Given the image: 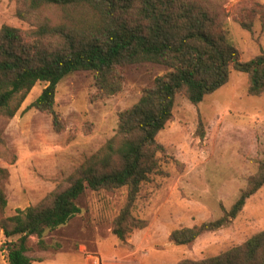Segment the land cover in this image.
<instances>
[{"label": "rangeland", "instance_id": "obj_1", "mask_svg": "<svg viewBox=\"0 0 264 264\" xmlns=\"http://www.w3.org/2000/svg\"><path fill=\"white\" fill-rule=\"evenodd\" d=\"M225 18L231 43L242 62L264 53V0H216ZM15 0H0V29L21 30L31 25L17 16ZM79 20L92 13L71 9ZM54 23L66 14L47 9ZM249 19L244 29L238 19ZM168 73L164 66L142 63L125 69L123 90L118 95L94 99L95 74L77 72L57 86L55 112L64 129L57 132L51 115L32 104L47 87L38 83L17 115L1 120L5 144L0 146V169L7 172L8 206L0 220L37 206L118 132L120 114L139 102L143 91ZM249 76L233 71L230 82L194 106L179 96L172 120L157 136L164 147L158 167L142 186L133 214L149 222L121 242L113 224L128 201L126 188L114 192L88 190L80 198L81 213L67 225L44 236L42 250L33 237L32 264H178L202 261L242 245L264 230V187L227 227L202 235L190 246L170 242L175 230L192 228L224 216L247 188L248 179L264 159V95L248 94ZM202 124V126H201ZM201 130V131H200ZM201 133L203 136H201ZM8 240L0 232V264H9Z\"/></svg>", "mask_w": 264, "mask_h": 264}, {"label": "trees", "instance_id": "obj_2", "mask_svg": "<svg viewBox=\"0 0 264 264\" xmlns=\"http://www.w3.org/2000/svg\"><path fill=\"white\" fill-rule=\"evenodd\" d=\"M15 1L18 18L31 29H0V121L13 119L33 88L43 82L47 87L32 107L51 115L54 129L61 132L64 126L55 112L56 93L67 76L93 72L97 100L122 92L129 66L153 63L166 67L168 73L120 114L117 134L69 177L66 186H59L37 206L0 220V232L8 240L9 264H32V238L46 250L45 234L81 213L78 202L88 190L127 189V204L113 224V234L121 242L135 230L147 229L149 222L135 217L133 209L142 186L158 167L164 147L157 136L172 120L177 98L184 96L198 106L226 86L233 71L249 76V96L264 95V53L249 62L241 61L216 0ZM49 8L62 10L65 19L54 23L47 15ZM71 9L92 13L91 20H79ZM238 21L244 29H251L249 19ZM4 144L0 125V146ZM6 178V170L0 169V215L8 206ZM263 187L264 159L222 218L175 230L170 242L190 246L202 235L227 227ZM178 264H264V230L217 256Z\"/></svg>", "mask_w": 264, "mask_h": 264}]
</instances>
